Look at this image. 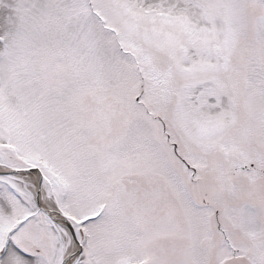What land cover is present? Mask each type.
Instances as JSON below:
<instances>
[{
  "label": "snow or ice",
  "instance_id": "6c2138e0",
  "mask_svg": "<svg viewBox=\"0 0 264 264\" xmlns=\"http://www.w3.org/2000/svg\"><path fill=\"white\" fill-rule=\"evenodd\" d=\"M0 264H264V0H0Z\"/></svg>",
  "mask_w": 264,
  "mask_h": 264
}]
</instances>
